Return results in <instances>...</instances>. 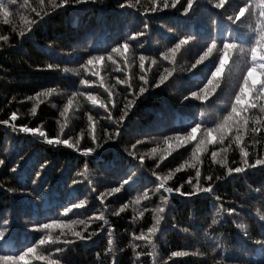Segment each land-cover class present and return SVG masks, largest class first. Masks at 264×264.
<instances>
[{
  "label": "trees",
  "instance_id": "1",
  "mask_svg": "<svg viewBox=\"0 0 264 264\" xmlns=\"http://www.w3.org/2000/svg\"><path fill=\"white\" fill-rule=\"evenodd\" d=\"M16 2L17 7L12 9V22L5 25L0 20V35L9 37L7 42L0 41V119H7L16 111V123L41 127L50 137L59 133L60 125L66 123L65 134L68 137L75 139L84 132L80 148L92 146L87 132L88 114L95 118L98 137L104 135V129L109 133L114 132V125L105 118L104 110L93 108L82 97H72L71 94L77 89L84 90V85L79 81L103 79L107 85L115 84L117 77L125 78L123 74L111 69L108 66L110 62L106 60L99 61L93 68L100 72V76L92 78L80 67L88 54H103L105 50H110V47L131 33L143 30V21L147 20L149 28L146 36L137 38L144 46L141 48L133 42L126 55L131 56L135 50L137 57L143 54L156 59L155 65L148 61L145 63V72L152 79L163 73L165 68L172 67L168 61L162 60L161 52L166 51L183 35L191 33L196 39L177 53L175 72L166 82L167 86L150 89L139 97L129 117L121 125L120 135L114 136L107 144L98 139V143L103 145L98 149L102 153L98 160L83 158L75 148L49 146L38 136L13 133L7 126L0 125V159L6 162V166H0V226L4 220L9 222L12 239L7 247L15 251L30 246L40 235L32 230L35 222L59 219L58 212L63 211L62 205L87 198L88 211L74 209L79 214L73 216L69 213L68 217L82 220L94 212L103 211L110 222L105 229L111 230V251L107 231H101L92 240L77 242L62 254H56L57 258L63 257L61 264H111L113 256L117 264H163L165 261L167 264H215L226 256L233 258L227 264H258L264 257V253L255 244L256 240L264 239V227L259 222V218L264 217V166L228 175L225 166L211 162L213 146H209L200 165L201 182L206 183L203 177L211 174L215 193L221 200L216 201L205 195L185 197L173 192L168 197L159 231L152 237L155 252L149 255L152 252L151 245L133 238V234H147L148 228L156 223L155 208L160 204L159 194L150 193L151 199L142 201L140 205L132 202L144 187H155L152 183L155 178L151 172L155 170L166 174L190 157L192 145L176 148L174 142H171L174 148L172 154L156 169L153 159L166 147L163 136L187 129L196 119L212 121L223 115L239 81L244 67L243 56L240 59L234 57V62H229L222 74L220 87L207 103L201 104L194 99L184 100L189 90H195V86L202 84L208 75L209 69L204 65H198L196 69H192L191 65L202 53L210 35L222 38L231 33L246 41L250 33L248 27L238 30L235 26L230 28L224 20V15L229 14L240 0H230L228 13L214 9V0H199L197 11L189 18L181 15L182 10L171 8L141 15L146 8L151 7L152 0H139L138 4L136 0H131L135 7L124 9L119 6L124 0H86L85 3L55 11L45 0L50 14L32 26L31 32H27L25 21L37 19L31 9L41 11L39 0H28L26 6H22L24 0ZM158 2L162 5V0ZM22 29L26 32L24 37L19 36ZM48 64H53L54 68L47 70ZM139 71L137 60L130 74L138 75ZM133 83L135 86L138 81L134 79ZM94 87L98 89L95 94L105 99L103 89L97 85ZM123 87H116V91L121 93L120 99L127 95L122 91ZM47 89H54L50 96H42L38 101L25 100L27 96H34ZM69 98L73 99V105L65 121V118L59 116V111ZM34 105L37 107L36 116L30 111ZM113 115L118 113L114 112ZM199 135L198 132V138ZM254 139H259L260 143L254 144ZM136 140L144 141L135 149L138 154L145 156V168L138 172L141 180L133 188L126 186L120 193L105 195L101 205L96 197L118 186L123 172L137 163L125 152V149L131 150V144ZM245 146L250 154L249 163H252L256 155L264 154V133L257 134L255 138L247 136ZM152 148H157L156 154L151 153ZM226 160L228 167L240 166L241 155L235 144L228 148ZM42 164L45 165L43 169ZM12 167L17 169L16 173L11 172ZM190 175L194 176V170L186 166L180 172H174L167 183L173 187L183 184L182 191H192V186L184 183ZM217 176L219 180L215 179ZM73 179L80 183L73 185ZM92 187H95V192L91 190ZM9 188L15 191L10 192ZM125 203L128 207L123 212L112 214ZM221 204L223 209L235 208L236 213L229 216L221 210ZM145 206L147 211L140 215ZM214 220L216 223H213ZM100 223L93 220L88 226V232L96 231ZM241 224L245 228L238 227ZM83 227L76 226L77 230ZM52 234L55 236L59 232L54 229ZM217 245L220 247L217 248ZM4 250L5 246L0 245V252ZM177 250L189 254L169 259L170 252ZM137 253L141 255L137 257Z\"/></svg>",
  "mask_w": 264,
  "mask_h": 264
},
{
  "label": "snow or ice",
  "instance_id": "2",
  "mask_svg": "<svg viewBox=\"0 0 264 264\" xmlns=\"http://www.w3.org/2000/svg\"><path fill=\"white\" fill-rule=\"evenodd\" d=\"M86 0H48L53 11L57 9H62L65 6H70L73 4H82ZM139 3V0H136ZM28 4V0H24V5ZM180 8L177 9V5ZM120 8H133L135 5L131 3V0H124L120 3ZM17 7L16 0H0V20L3 24L8 25L13 20L12 9ZM39 7L43 12L37 11L32 8L31 11L35 13L37 19L25 21V28L27 32H31L32 26L38 24L48 16L50 13L47 11L45 6V0H39ZM199 7V0H162V5L158 0H152L151 7L146 8L144 13L141 15H146L148 12H160L165 9H176L181 11V15L185 18H189L190 15L197 11ZM214 9L223 10V13H228L229 8H231L230 0H214L212 3ZM224 20L229 24V27L235 26V29L241 27H248L250 33L247 34V39L240 40L238 37H234L231 33L229 35L217 38L215 36H209L205 41V46L202 53L199 55L195 63L191 65L192 69H196L198 65H204V67L209 69L208 75L202 84L195 86V90H189L188 94L184 96V100L194 99L201 104H205L209 101L210 96L215 94L216 90L220 87L222 74L225 72L226 67L229 66V62H234L235 59H240L243 56L244 67L241 70V75L239 81L235 86V89L230 95L228 104L226 105L223 115L212 121H207L203 119H196L193 121L187 129L182 131H175L172 135H164L163 143L166 147L161 150L158 157L153 159V164L156 169L160 168L161 162L170 156L174 150L173 143L176 148L186 145H192L190 151V157L185 160L173 171L166 174H160L153 170L151 176L155 179L152 183L155 185L154 188L149 189L144 187L142 191L139 192L133 198V203L135 205H140L142 201H147L151 199V195L159 194L160 204L155 208L156 213V223L148 228L147 234L141 233L139 235L133 234V238L136 241H143L149 243L152 247V255L155 252V245L152 244V237L159 231L160 220L164 218L165 208L168 204V197L173 193H178L181 196L192 197V196H211L216 201H220V196L216 195L213 186V176L211 174L204 176L203 180L206 183H202V174L200 171V165L203 163L204 154L208 153L209 146H213L210 152V160L213 163L221 164L227 168V174L232 175L245 173L248 169H255L258 166H264V154L256 155L254 161L249 163V152L245 146V138L249 135L256 137L257 134L264 133V0H240L239 4L232 9V11L224 15ZM149 25L147 20L143 21V30L136 31L128 35L121 42L115 44V46L110 47V50H105L103 54H88L86 60L80 65V67L89 73L92 78L100 76L99 71L93 70L97 63L101 60H106L110 62L108 65L111 69L117 73L124 75V79L116 78L115 84H105L104 80L101 79L96 81L95 79H81L80 84L84 85V90L81 91L77 89L71 95L72 97H82L86 101L90 102L93 108H98L104 110L106 114V119L114 125V132L109 133L107 129H104V135L98 137L97 135V125L95 118L92 114L87 115V132L91 140V147L80 148V140L84 137V132L82 131L79 137L72 139L65 134V128L67 124L60 125V131L54 137H50L46 131L41 127H30L26 124H18V115L16 111H13L7 119H0V125L7 126L11 129L13 133L38 136L45 144L49 146H67L69 148H75L81 153L83 158H90L92 160H98L102 155L98 149L102 148V144L98 143V139H102L104 144H107L113 139V137H118L120 135V127L124 121L129 117V113L139 97L148 93L150 89H158L162 85L167 86L166 82L170 77L173 76L175 72L176 56L183 46L188 45L190 42L196 39L194 34H186L181 36L171 47L167 48L166 51L161 52L160 56L163 61H168L172 67L165 68L163 73L158 74L154 78L150 79L145 72V63L148 61L150 64L155 65L157 63L156 59H150L148 56L140 54L138 57L133 50L132 55H126V52L132 47L133 42H136L139 47L144 45L140 43L137 38L144 37L147 34ZM172 31V29H169ZM26 35L25 30H20L19 36L24 37ZM9 37L7 35H0V41L7 42ZM246 44V48H245ZM215 52V55L213 53ZM239 53V55H237ZM139 67V74L131 73L130 69L133 65L137 63ZM205 61H208L205 64ZM91 66V67H90ZM59 68V65L55 66ZM54 68L53 64L47 65V70H52ZM67 71V69H65ZM138 81V84L134 86L133 80ZM98 88H102L105 94V99H101L96 95ZM117 85H123L122 91L127 93L120 99L121 93L116 91ZM54 89H47L43 92H37L34 96H27L26 101H38L42 96H50ZM14 99V98H13ZM10 102V101H9ZM73 99L69 98L67 103L64 105L63 109L59 111V116L67 120V114L72 108ZM55 106V105H53ZM31 114L36 116L37 107L34 105L31 109ZM117 112L118 115H113ZM259 113V115H255ZM199 132V138L197 133ZM194 142V143H193ZM254 144H259V139H254ZM144 144L143 140H136L135 143L131 144V150L125 149L127 155L132 158L133 161L137 163L132 164L130 168L126 169L121 176L118 186L112 187L107 190V193H100L96 197L103 205V199L105 195H113L120 193L122 189L133 188L138 185L141 180V175L138 172H142L145 168V156L138 154L135 149L137 145ZM235 144L240 151L241 164L236 167H228L226 160V153L228 148ZM152 154L157 153V148L151 149ZM0 166H6L4 159H0ZM194 170V176L190 175L184 181V183L192 186V191H182L184 185L179 186H169L168 181L172 178L174 172H180L185 169V167ZM45 165H41L43 169ZM87 167V164H85ZM11 172L16 173L17 169L12 167ZM77 175H82V173H77ZM39 176V173H37ZM219 180L220 177H216ZM195 181V183H193ZM80 181L73 179L72 184L76 185ZM91 183V182H89ZM93 192L96 191L95 187L91 189ZM8 191H15L9 188ZM259 191V189L257 190ZM87 198L69 202L68 204L62 205V212H58L59 219L49 218L47 222L37 221L32 225V230L40 233L38 239L33 240L30 246H25L22 249H17L12 251L7 246L11 242V233L9 231V222L4 220L2 226H0V245L5 246V250L0 252V264H61L60 256L56 257V254H62L65 249L77 242H87L92 240L93 236L97 235L98 232L107 231L109 236L108 245L109 251H111L113 241L111 239V230L105 229L106 225H109V220L105 218L103 211L94 212L93 215L87 216L85 219L76 220L68 217L69 213L73 216L78 215V212L73 210L84 209L85 212L88 211L86 208ZM128 207L125 203L121 205L120 209L113 212V215H119ZM222 211H226L229 216L236 213V209L229 207L228 209H223V204L220 205ZM147 211L145 206L140 215ZM65 217H68L65 219ZM99 221L100 226L96 231L88 232V226L93 221ZM261 226L264 227V217L259 218ZM213 223H216L214 220ZM77 225H83L84 227L77 230ZM240 228H245V225H238ZM58 230L59 234L53 236L52 231ZM87 233V234H85ZM244 235L247 237L248 233L245 231ZM264 235V233H262ZM63 237V238H61ZM250 238V237H248ZM255 244L260 248L261 252L264 253V239L256 240ZM139 247V245H135ZM220 247L217 245V248ZM216 249H213L215 252ZM189 253L187 251L177 250L171 251L169 254V259L185 257ZM137 257L141 253L136 254ZM100 254L97 253V257ZM233 259L232 257H222L221 260L216 261L215 264H227L228 261ZM111 264H117L115 257H112ZM167 264V262H163ZM258 264H264V257H262Z\"/></svg>",
  "mask_w": 264,
  "mask_h": 264
},
{
  "label": "rangeland",
  "instance_id": "3",
  "mask_svg": "<svg viewBox=\"0 0 264 264\" xmlns=\"http://www.w3.org/2000/svg\"><path fill=\"white\" fill-rule=\"evenodd\" d=\"M172 194H174V193H172Z\"/></svg>",
  "mask_w": 264,
  "mask_h": 264
},
{
  "label": "bare ground",
  "instance_id": "4",
  "mask_svg": "<svg viewBox=\"0 0 264 264\" xmlns=\"http://www.w3.org/2000/svg\"><path fill=\"white\" fill-rule=\"evenodd\" d=\"M82 147V146H81Z\"/></svg>",
  "mask_w": 264,
  "mask_h": 264
}]
</instances>
